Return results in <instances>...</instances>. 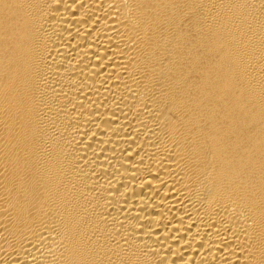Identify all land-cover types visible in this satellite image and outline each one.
Wrapping results in <instances>:
<instances>
[{
    "label": "bare ground",
    "instance_id": "bare-ground-1",
    "mask_svg": "<svg viewBox=\"0 0 264 264\" xmlns=\"http://www.w3.org/2000/svg\"><path fill=\"white\" fill-rule=\"evenodd\" d=\"M0 264H264V0H0Z\"/></svg>",
    "mask_w": 264,
    "mask_h": 264
}]
</instances>
